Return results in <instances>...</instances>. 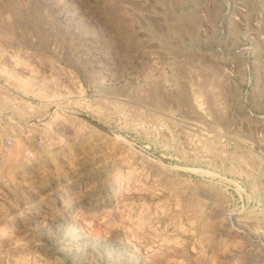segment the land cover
Segmentation results:
<instances>
[{"label":"rangeland","instance_id":"obj_1","mask_svg":"<svg viewBox=\"0 0 264 264\" xmlns=\"http://www.w3.org/2000/svg\"><path fill=\"white\" fill-rule=\"evenodd\" d=\"M0 264H264V0H0Z\"/></svg>","mask_w":264,"mask_h":264},{"label":"built area","instance_id":"obj_2","mask_svg":"<svg viewBox=\"0 0 264 264\" xmlns=\"http://www.w3.org/2000/svg\"><path fill=\"white\" fill-rule=\"evenodd\" d=\"M251 241H252V242H255L256 245H261V243L258 241V239H254V238H252Z\"/></svg>","mask_w":264,"mask_h":264}]
</instances>
